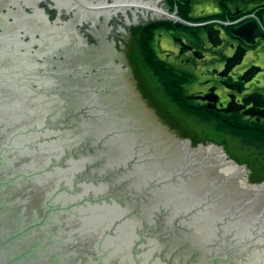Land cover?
Instances as JSON below:
<instances>
[{
  "label": "water",
  "instance_id": "95a60500",
  "mask_svg": "<svg viewBox=\"0 0 264 264\" xmlns=\"http://www.w3.org/2000/svg\"><path fill=\"white\" fill-rule=\"evenodd\" d=\"M61 34L32 51L43 96L0 81V264H264V179L191 147L129 51Z\"/></svg>",
  "mask_w": 264,
  "mask_h": 264
},
{
  "label": "flooded vegetation",
  "instance_id": "af4514ba",
  "mask_svg": "<svg viewBox=\"0 0 264 264\" xmlns=\"http://www.w3.org/2000/svg\"><path fill=\"white\" fill-rule=\"evenodd\" d=\"M0 14V81L12 93L23 86L45 94L42 77L32 80V51L66 30L76 51L84 35L93 50L129 51L130 58L141 51L168 77L170 95L187 100L184 109L217 129L264 138V0H7ZM32 16L39 30H29L24 18ZM81 19L90 20L88 29ZM171 43L180 47L178 56L166 47ZM135 82L134 93L144 95Z\"/></svg>",
  "mask_w": 264,
  "mask_h": 264
},
{
  "label": "rangeland",
  "instance_id": "374dc122",
  "mask_svg": "<svg viewBox=\"0 0 264 264\" xmlns=\"http://www.w3.org/2000/svg\"><path fill=\"white\" fill-rule=\"evenodd\" d=\"M168 48L174 50L178 56L180 47L175 44H167ZM134 62L138 66V72L153 87L152 97L156 101V112L169 123L171 128L178 129L183 137L190 138L191 147H197L198 143L209 140L222 147L228 155L226 160L232 159L238 165L247 164L250 169L249 177L253 182L264 179V138H253L239 134L233 129H217L215 124L207 120V117L196 115L183 108L182 102L187 100L176 99L170 95V88H166L168 77L166 74L158 73L154 66L146 64L141 57V51L131 53ZM139 60V61H138ZM151 80V81H150ZM152 83V84H151ZM169 90V91H168ZM172 93V92H171ZM191 99L192 97H187Z\"/></svg>",
  "mask_w": 264,
  "mask_h": 264
}]
</instances>
